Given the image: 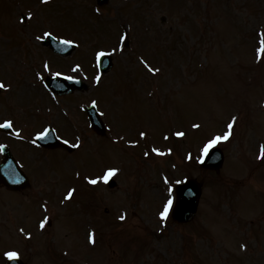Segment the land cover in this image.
<instances>
[{"label":"rangeland","instance_id":"374dc122","mask_svg":"<svg viewBox=\"0 0 264 264\" xmlns=\"http://www.w3.org/2000/svg\"><path fill=\"white\" fill-rule=\"evenodd\" d=\"M86 1L54 0L63 4L56 9L39 0H0V80L8 86L19 78V97L25 95L16 99L12 88L8 98L26 108L54 109L34 123L15 117L22 138L11 142L18 161L33 172L41 167L47 178L36 193L29 190L41 195L39 203H32V194L22 197L10 226L31 225L30 231L40 216L42 244H35L38 250L23 246L31 240L19 234L16 240L3 225L0 254L17 251L32 264H51V255L61 256L59 264H264V0H107L94 21ZM81 6L86 23H74ZM57 11L70 22H56ZM27 15L33 18L22 25ZM70 29L75 40L97 43L92 48L98 52L115 47L116 65L106 77H95L91 89L46 101L41 83L54 74L39 77L37 71L43 73L41 60L59 61L45 52L35 62L33 52L23 50L24 40L29 37L31 48L39 44L34 35L63 37L60 31ZM17 50L18 58L34 60L26 81L9 60ZM93 55L76 49L77 57L62 59L59 69L76 78L83 74L77 66L90 67ZM127 72L134 82L123 79ZM36 96L42 103L33 101ZM9 100L0 99V121L10 119ZM86 103L104 113L106 137L88 132L79 109ZM38 122L56 128L79 151H62L61 159L58 150L29 146L25 139ZM205 144L223 152L217 174L198 168ZM102 165L106 179L115 172L116 181L114 190L104 184L105 193L95 180ZM71 172L83 178L70 189ZM189 178L202 183L197 213L178 226L170 217L174 186ZM8 196L13 194L0 189V225L13 202Z\"/></svg>","mask_w":264,"mask_h":264},{"label":"water","instance_id":"95a60500","mask_svg":"<svg viewBox=\"0 0 264 264\" xmlns=\"http://www.w3.org/2000/svg\"><path fill=\"white\" fill-rule=\"evenodd\" d=\"M97 121V120H96ZM95 129L99 130L100 126L95 125ZM41 146H47L45 143H40ZM216 152V151H214ZM214 152L209 154L203 161L201 167L205 169L217 170L222 163V156L219 152L214 156ZM16 173L15 168L11 165L9 154L4 159V164L0 166V183H4L6 186L10 187L14 181L11 179L10 173ZM17 175V174H16ZM200 186L197 185L194 181H187L183 185L176 188L178 201L176 207L172 212L173 220L180 224L190 221L196 212L198 199L200 196ZM20 264L19 262H17ZM10 264H15L11 262Z\"/></svg>","mask_w":264,"mask_h":264}]
</instances>
